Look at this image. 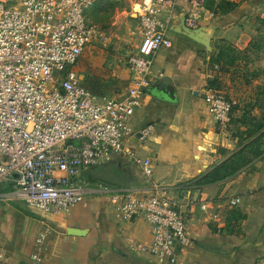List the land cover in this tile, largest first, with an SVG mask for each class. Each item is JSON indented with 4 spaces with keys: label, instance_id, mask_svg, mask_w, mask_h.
<instances>
[{
    "label": "crops",
    "instance_id": "0c3cea01",
    "mask_svg": "<svg viewBox=\"0 0 264 264\" xmlns=\"http://www.w3.org/2000/svg\"><path fill=\"white\" fill-rule=\"evenodd\" d=\"M207 1L215 2L214 8L223 2L235 7L224 8L215 17L207 10ZM145 2L134 1L130 14L122 13L137 24L140 43ZM263 8L264 0H176L169 13L161 15L172 46L154 58L149 93L141 96L130 120L133 132L126 141L128 148L149 162L153 175L148 178L133 162L111 157L98 169L113 167L124 186L106 184L110 191L103 192L82 175L91 188L85 201L69 213L38 212L15 200L13 177L0 189L4 264H159L150 254L135 250L152 242L149 224L117 220L109 198L123 190L149 196L159 184L182 206L190 238V245L179 251L185 264H264V156L226 181L195 184L235 150L205 102L209 84L216 81L231 97H239L242 83L252 86L264 81V58L248 56L257 30L247 25ZM196 12L200 19L193 27L189 20ZM183 18L189 27L212 31L211 51L177 32ZM75 71L99 101L122 100L128 93L127 63L110 59L100 43L86 49ZM148 126L153 130L141 143L139 132ZM237 199L240 203L231 205ZM41 235L45 240L39 244Z\"/></svg>",
    "mask_w": 264,
    "mask_h": 264
},
{
    "label": "built area",
    "instance_id": "2783aa9c",
    "mask_svg": "<svg viewBox=\"0 0 264 264\" xmlns=\"http://www.w3.org/2000/svg\"><path fill=\"white\" fill-rule=\"evenodd\" d=\"M100 1L0 0V189L14 177L12 197L34 211L69 213L82 204L91 185L81 176L111 157L133 162L148 178L153 175L149 162L126 141L133 132L130 120L150 86L154 58L172 46L161 15L176 0H145L142 40L127 62L128 93L122 100L101 101L75 71L89 46L107 40L104 30L89 21L88 12ZM199 19L196 12L189 24L195 27ZM205 102L216 124L225 128L231 103L213 90L206 92ZM152 130L142 129L139 142L145 143ZM92 186L110 191L102 182ZM155 187L144 197L124 190L112 193L115 218L149 224L152 242L138 245V252L159 264H185L179 251L190 245V238L182 206L169 197L164 184ZM44 240L41 235L37 242ZM5 262L0 252V264Z\"/></svg>",
    "mask_w": 264,
    "mask_h": 264
},
{
    "label": "rangeland",
    "instance_id": "374dc122",
    "mask_svg": "<svg viewBox=\"0 0 264 264\" xmlns=\"http://www.w3.org/2000/svg\"><path fill=\"white\" fill-rule=\"evenodd\" d=\"M134 1L137 0H102L88 12L89 21L101 27L107 34V40L102 46L107 50L109 58L120 60L123 63L128 62L129 57L136 50V45L140 43L137 24L129 16L130 3ZM124 11H128L129 14L123 18ZM247 25L257 30L253 43L249 47L251 53L248 56L264 58V8ZM234 86L239 87L235 84ZM213 87V91L223 94L232 105L230 121L222 132L235 149L247 138V133L252 130L251 126L255 120H264V81L260 79L259 83L252 84V86L245 82L242 83L239 87V97H231L226 91L220 89L219 83L216 81L213 83ZM244 117L247 119L243 120ZM242 135L243 137H241ZM74 144L78 145L79 142H74ZM82 179L96 182L95 184L98 182L91 181L85 174Z\"/></svg>",
    "mask_w": 264,
    "mask_h": 264
},
{
    "label": "trees",
    "instance_id": "16d2710c",
    "mask_svg": "<svg viewBox=\"0 0 264 264\" xmlns=\"http://www.w3.org/2000/svg\"><path fill=\"white\" fill-rule=\"evenodd\" d=\"M215 5L216 3L213 1H207L206 3L207 10H210L215 17L220 16L224 8L232 9L235 7L233 4L226 2H223L218 8H214ZM208 87L210 90H214L213 82H211ZM246 119L247 117H244L243 120ZM252 121H254V119H252ZM251 127L252 130L247 133V138L236 146L235 150L226 160L214 167L212 171L201 179L197 180L195 183L196 186L213 185L233 178L249 166L254 159L264 156V120H255V123ZM241 137H243V135ZM89 179L94 180L90 177Z\"/></svg>",
    "mask_w": 264,
    "mask_h": 264
},
{
    "label": "water",
    "instance_id": "95a60500",
    "mask_svg": "<svg viewBox=\"0 0 264 264\" xmlns=\"http://www.w3.org/2000/svg\"><path fill=\"white\" fill-rule=\"evenodd\" d=\"M177 32L189 38L193 42L205 47L208 51H211L213 33L212 31H207V28L189 27L186 23V19L183 18L181 28ZM144 93H149V90L145 89ZM85 174L98 182L109 184L115 187L124 186L122 179L113 172V167L108 166L103 167L102 169L97 168L86 170Z\"/></svg>",
    "mask_w": 264,
    "mask_h": 264
}]
</instances>
